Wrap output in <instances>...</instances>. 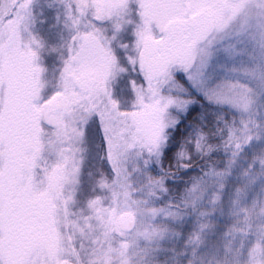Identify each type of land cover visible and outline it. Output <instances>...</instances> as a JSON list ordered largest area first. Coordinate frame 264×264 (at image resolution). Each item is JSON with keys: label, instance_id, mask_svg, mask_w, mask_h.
<instances>
[{"label": "snow or ice", "instance_id": "1", "mask_svg": "<svg viewBox=\"0 0 264 264\" xmlns=\"http://www.w3.org/2000/svg\"><path fill=\"white\" fill-rule=\"evenodd\" d=\"M0 264H264V0H0Z\"/></svg>", "mask_w": 264, "mask_h": 264}]
</instances>
